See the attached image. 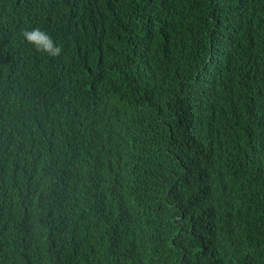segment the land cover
Instances as JSON below:
<instances>
[{"label": "trees", "instance_id": "obj_1", "mask_svg": "<svg viewBox=\"0 0 264 264\" xmlns=\"http://www.w3.org/2000/svg\"><path fill=\"white\" fill-rule=\"evenodd\" d=\"M0 264H264V0H0Z\"/></svg>", "mask_w": 264, "mask_h": 264}, {"label": "clouds", "instance_id": "obj_2", "mask_svg": "<svg viewBox=\"0 0 264 264\" xmlns=\"http://www.w3.org/2000/svg\"><path fill=\"white\" fill-rule=\"evenodd\" d=\"M24 41L41 53L51 58L61 56L63 47L53 40L52 36L40 28L25 29L21 33Z\"/></svg>", "mask_w": 264, "mask_h": 264}]
</instances>
